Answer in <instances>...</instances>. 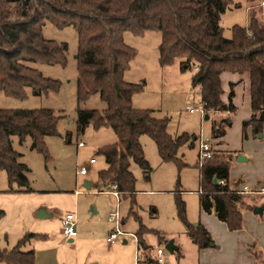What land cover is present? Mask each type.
<instances>
[{
  "label": "trees",
  "instance_id": "16d2710c",
  "mask_svg": "<svg viewBox=\"0 0 264 264\" xmlns=\"http://www.w3.org/2000/svg\"><path fill=\"white\" fill-rule=\"evenodd\" d=\"M232 4L233 0H0V91L21 99L27 97L28 88L36 94L58 91L61 82L45 76L33 64L67 63V45L44 36L45 20L61 29L73 26L78 34L77 131L83 132L94 123L95 127L111 126L118 136L115 144L98 151L107 167L99 171L94 187L116 184L123 197L133 196L136 178L131 162L138 163L146 173L151 169L141 136L149 135L162 160L175 161L179 169L187 166L177 156L179 149L194 145L197 137L187 132L173 136L168 131V118L156 117L152 109L132 105L134 94L143 89V84L124 76L137 55V50L124 40L126 31L136 35L149 30L161 32L159 63L168 66L181 58V70L193 71L192 86L201 87L206 114L236 110L235 84H231L229 102L222 100L223 71L249 72L252 113L243 122L244 136L249 125L255 134L263 132L264 24L253 17L250 25L236 24L231 37L224 36L221 16ZM95 93H99L106 107L82 109L80 104ZM59 118L49 108L0 107V172H7L11 186L16 183L23 191L33 190L27 176L29 168L19 161L20 153L13 148L12 136H18L21 142L30 136L32 149L48 159L46 137L60 134ZM231 124L230 115L214 117L212 139L225 135ZM231 165L232 153L217 151L198 165L200 204L207 212L215 210L218 218L235 230L242 227L243 209L251 205L249 197L254 195L239 193L229 185ZM221 179L227 183L219 184ZM175 199L178 216L191 240L200 249L211 246L213 238L207 228L187 218L180 189L175 191ZM147 231L150 229L141 225L136 232L139 248H149L144 239ZM157 233L160 242L168 241L163 233ZM36 235L27 233L12 249H0V262L36 264L34 249H22ZM254 255L258 264L264 262L260 250H254Z\"/></svg>",
  "mask_w": 264,
  "mask_h": 264
},
{
  "label": "rangeland",
  "instance_id": "374dc122",
  "mask_svg": "<svg viewBox=\"0 0 264 264\" xmlns=\"http://www.w3.org/2000/svg\"><path fill=\"white\" fill-rule=\"evenodd\" d=\"M253 17L264 24V0H233V4L221 16L224 36L231 37L232 27L236 24L250 25ZM43 34L48 39L67 45L66 65L33 64L45 76L59 80V90L36 94L28 88V95L24 99L0 91V107L53 109L60 116V134L46 137L48 159L42 152L32 149L30 136L23 142L18 136H12L13 148L20 153L19 161L29 168L27 176L33 190L23 191L16 183L11 186L7 172H0V211H3L0 216V249H12L19 239L31 232L38 235L31 240L30 246L25 247L34 249L38 264L70 263L68 261L73 251L82 258L96 256L109 264L121 259L126 264L129 258L137 255L136 232L141 225L150 229L144 234V239L151 244L149 252L152 258L156 257L158 247L166 248L165 244L173 239L166 236L169 231L182 239L191 240L180 231L184 223L178 216L175 191L185 190L181 196L186 202L187 218L190 219L189 211L197 208L198 195L187 191L197 190L199 186L200 137L213 144L210 134L213 117L205 119L200 111L190 112L187 109V106L203 107L199 88L191 84L193 71L181 70V58H176L168 66L159 63L160 31L149 30L143 35L130 31L124 33L125 42L137 50L136 57L125 72V79L143 84V89L134 94L132 105L137 109H152L156 117L168 118V131L173 136L188 131L197 136V140L194 146L185 145L179 150L177 156L182 159L181 152L184 151L182 161L188 164L179 169L175 161L162 160L155 141L149 135L141 136L151 169L146 173L138 163L132 161L136 191L133 196L121 195L117 199L113 195V188L107 189L101 185L99 189H88L85 186V181L92 182L98 178L97 171L102 166L99 149L115 144L118 136L111 126L95 127L94 123L89 124L83 132L77 131V31L73 26L61 29L45 20ZM80 107L102 110L106 103L99 93H95ZM79 140L87 145L77 147ZM91 156H95L99 162L89 166L88 174H78L80 166ZM41 209L49 212L50 216H39ZM117 210L122 218L121 230L124 234L109 244L106 239L115 226L109 216ZM67 212L75 216L76 241L79 240L59 246L53 232L61 233V221ZM157 231L163 233L168 241L160 242ZM124 239L127 241L124 242ZM73 245L77 246L73 248ZM166 253L169 258L176 256V252L166 250Z\"/></svg>",
  "mask_w": 264,
  "mask_h": 264
},
{
  "label": "crops",
  "instance_id": "0c3cea01",
  "mask_svg": "<svg viewBox=\"0 0 264 264\" xmlns=\"http://www.w3.org/2000/svg\"><path fill=\"white\" fill-rule=\"evenodd\" d=\"M221 78H222V86L224 89V93L222 94V100L225 103L229 102L231 84H235L234 86L235 94L233 97V102L236 106V110L234 112L222 110L216 112V114L209 115L208 119L212 117L221 119L224 116H228V115H230L232 118V124L227 128L225 135L216 139H212L213 144L211 145L213 146L214 150L219 152L220 154L232 153V165L230 169V176L228 179L229 185L233 187L242 186L244 184L250 187L264 186V128L262 133L255 134L253 130V126L249 125L246 128V136H244L245 131L243 127V122L244 120L249 119L252 113L250 73L249 72L235 73L231 71H223L221 73ZM191 84H192V78H191ZM183 132L189 133L188 131H183ZM260 134L262 135L260 136ZM68 141H70V139H68ZM77 147H79L78 144ZM181 148L179 149L180 151ZM180 151H178V153ZM184 155L185 152L182 151L181 152L182 159L185 157ZM89 158L90 157H88L85 163L83 164V165H87L88 170H89V166H93L97 164L99 161H102V166L97 171V177H98V172L101 169L107 167L105 158L103 155H101L99 161L97 159V162L94 164L88 163ZM198 165H199V161H198ZM86 174H88V172ZM86 174H81V175H86ZM199 180H200V176H199ZM97 181L98 178L96 181H92V182L90 181L91 188L94 187V184ZM86 182L87 181H85V183ZM104 187H106L107 189L113 188L112 184L111 185L109 184ZM99 191H104V190L101 189ZM183 191L185 190L181 189V192ZM187 192L194 193V195H198V198L196 199L197 208H195L194 210L193 207V211H191L190 209L189 220L194 224L201 223L203 226H205L213 238V244L209 247L200 249L190 239L188 238L182 239L180 238V236H177L175 232L169 231V233H167L168 235L166 236L169 239L173 238L174 243L177 246V249H175L174 251V253L176 252V256L171 258L167 257L163 264H258L256 262L254 250L258 249L264 255V195L252 194L254 196L249 197V203L251 205L243 209L242 227L240 229L231 230L225 221L218 218L215 210H212L211 212H207L202 209L200 204V181L197 190H189ZM121 195L122 194H120V196ZM256 207L263 208L262 212H255L254 209ZM45 216H50V213L47 212L45 209H43V214L41 217H45ZM61 225H62V221H61ZM180 231L183 234L188 235L186 233L185 226ZM53 233L55 234V237H57L56 244L59 246L64 245L67 242H74V241L77 242L79 240L78 239L76 241L77 236L73 238L65 237L62 231H61L62 234L60 232L57 233L56 231H54ZM187 237H189V235ZM32 239L26 242V244L22 247L23 250L27 251L33 249L32 247L29 248L25 247L26 245L30 246ZM126 241L127 240L124 239V242ZM146 243L149 246L148 249L139 248L137 244V248H136L137 255H135V257L129 258L126 264H147V262L152 257L149 252L151 244L148 240L146 241ZM76 246L77 245H73V248H75ZM178 251H180V254H177ZM139 252L142 253L139 254ZM68 262L70 263L63 261L62 264H95V263L109 264L105 260L102 261L98 259L96 256L92 257L91 255H88L82 258L76 255V251H73V256L71 257V260ZM113 263L125 264V262L122 261L121 259L116 260ZM36 264H38L37 258H36ZM262 264H264V262H262Z\"/></svg>",
  "mask_w": 264,
  "mask_h": 264
},
{
  "label": "built area",
  "instance_id": "2783aa9c",
  "mask_svg": "<svg viewBox=\"0 0 264 264\" xmlns=\"http://www.w3.org/2000/svg\"><path fill=\"white\" fill-rule=\"evenodd\" d=\"M199 90H201V87H199ZM202 104H203L202 108H198V107L194 108V107L187 106V109H189L190 112L200 111L202 114L205 115L206 114L205 102L202 101ZM85 145H86V142H84L83 140H80L78 142L79 147H83ZM214 153H215V150L213 146L207 141L202 140V138L200 137L199 154H198L199 165H202L204 160L213 156ZM96 162H97V158L95 156L90 157L88 159L89 164H94ZM87 172H88L87 165H81L80 168L78 169V174H86ZM218 183L221 185H225L227 181L225 179H221V180H218ZM112 186L114 190L113 191L114 195L117 198H119L121 192L118 191L117 185L112 184ZM233 188L239 193L264 195V186L250 187L244 184L242 186H235ZM109 220L115 222L114 228L107 236V242L110 244H113L122 234H124L121 230L122 218L120 216L119 210L112 212L109 216ZM61 231L65 237L73 238L77 236L78 233L75 228V216L73 213L69 212L64 216V218L62 219ZM166 250H167L166 248L158 247L156 249V257L151 258L147 262V264H163L167 258Z\"/></svg>",
  "mask_w": 264,
  "mask_h": 264
},
{
  "label": "water",
  "instance_id": "95a60500",
  "mask_svg": "<svg viewBox=\"0 0 264 264\" xmlns=\"http://www.w3.org/2000/svg\"><path fill=\"white\" fill-rule=\"evenodd\" d=\"M209 118V114H205V119H208ZM262 134H260L261 136ZM215 182H217V178L215 177L214 178ZM85 186L86 188L90 189L91 188V182L90 181H87L85 183ZM262 209L261 207H256L254 209L255 212H262ZM43 214V209L40 210V213H39V216H42ZM195 225H198L197 223H195ZM165 247L166 249L169 251V252H174L175 249H177V246L175 245L174 243V240L173 239H170L166 244H165Z\"/></svg>",
  "mask_w": 264,
  "mask_h": 264
}]
</instances>
